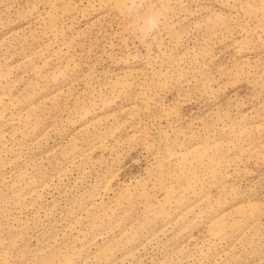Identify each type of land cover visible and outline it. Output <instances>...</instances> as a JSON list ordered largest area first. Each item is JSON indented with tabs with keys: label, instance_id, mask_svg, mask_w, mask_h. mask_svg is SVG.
<instances>
[{
	"label": "rangeland",
	"instance_id": "1",
	"mask_svg": "<svg viewBox=\"0 0 264 264\" xmlns=\"http://www.w3.org/2000/svg\"><path fill=\"white\" fill-rule=\"evenodd\" d=\"M127 3L0 0V264H264V0Z\"/></svg>",
	"mask_w": 264,
	"mask_h": 264
},
{
	"label": "clouds",
	"instance_id": "2",
	"mask_svg": "<svg viewBox=\"0 0 264 264\" xmlns=\"http://www.w3.org/2000/svg\"><path fill=\"white\" fill-rule=\"evenodd\" d=\"M141 9V0H128L124 11L129 16H136ZM163 22V14L159 10L144 13L135 26V33L141 42L147 41Z\"/></svg>",
	"mask_w": 264,
	"mask_h": 264
}]
</instances>
